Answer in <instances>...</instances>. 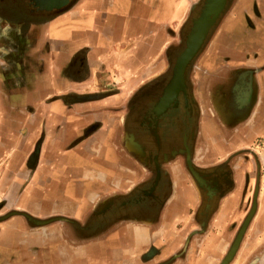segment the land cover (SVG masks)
Wrapping results in <instances>:
<instances>
[{
  "label": "crops",
  "instance_id": "1",
  "mask_svg": "<svg viewBox=\"0 0 264 264\" xmlns=\"http://www.w3.org/2000/svg\"><path fill=\"white\" fill-rule=\"evenodd\" d=\"M191 1L0 0V264H137L149 240L132 221L93 230L80 247L70 224L100 212V197L120 194L129 179L115 148L116 106L183 48ZM231 20L197 59L205 73L264 62V13L252 28ZM243 129L246 138L261 133V125L238 127L235 141H246ZM22 214L65 223L35 227ZM217 239L186 264H207Z\"/></svg>",
  "mask_w": 264,
  "mask_h": 264
},
{
  "label": "flooded vegetation",
  "instance_id": "2",
  "mask_svg": "<svg viewBox=\"0 0 264 264\" xmlns=\"http://www.w3.org/2000/svg\"><path fill=\"white\" fill-rule=\"evenodd\" d=\"M262 1L224 0L202 47L211 41L214 31L229 16H232L230 24L241 28L254 27L256 20L264 13ZM204 4L205 0L190 2L183 27L187 26L188 30L191 20ZM202 47L185 68L183 89L177 92L175 102L161 113L155 112V104L162 96L163 88L171 76L174 59L182 48L172 59L168 57L163 70L126 95L122 103L116 106L115 148L117 153H125L126 173L130 177L125 179L120 194L100 197L98 203L104 204L100 212L91 208L85 217L70 224L74 246L88 243L93 230L104 228L105 234L117 228L120 221V226H128V221H132L136 227L143 229L142 235L147 234L149 240L138 255L137 264H186L189 258L197 256L205 248L207 238L214 233L218 239L211 252L207 253V259L213 260L211 256L215 255L214 264H219L228 252L246 217L237 227L232 225L236 213L233 210L235 203H224L236 190L234 170L228 164L231 158L229 156L225 161L210 167L201 166L196 160L202 147L194 146L203 142L201 119L206 111L211 116L209 123L212 129L217 128L221 134L224 131L216 122L230 129H238L245 123H248L246 126L261 125V130L264 129V62L257 66L239 67L231 76L218 66L214 73L209 74L197 65ZM194 66L198 69L195 81L189 76ZM260 73L261 81L258 79ZM173 165L177 169H173ZM186 185L189 188H185ZM188 193L186 201L180 199L186 198ZM257 195L255 187L247 214L253 203L254 209L239 243L256 210ZM178 214L181 218L172 225L169 220L177 219ZM219 217L221 220L217 227ZM62 222L65 223V220ZM228 222H231L234 234L232 236L230 233L231 242L222 253ZM66 223L69 225V222ZM238 246L227 264H234Z\"/></svg>",
  "mask_w": 264,
  "mask_h": 264
},
{
  "label": "rangeland",
  "instance_id": "3",
  "mask_svg": "<svg viewBox=\"0 0 264 264\" xmlns=\"http://www.w3.org/2000/svg\"><path fill=\"white\" fill-rule=\"evenodd\" d=\"M186 32L187 26L183 27L180 32L182 36L181 39H183ZM181 48L182 47H180L176 53H178ZM197 72L198 69L194 66L192 72L189 74L194 81L198 77L196 74ZM203 113L204 115H202L201 125L205 124V116L207 117L208 122L211 120L209 112L206 111ZM215 124L221 127L224 133H219L216 128L212 136L205 138V133L201 130L203 142L201 141L194 146V148L202 147V150L198 149L200 150V153L198 154L196 163L201 166L210 167V165L225 161V159L230 156L231 161L228 164L232 167V170H234L233 177L236 190L232 196L224 201V203H235L233 210L236 213L232 225H236V227L247 215L250 208L249 202L252 191L255 187L257 188L258 197L256 210L241 242L239 243L234 264H264V203H261V198L264 200L262 193L264 188V129L261 130V133L255 134L253 138H246L244 135L248 133V131L246 132L243 129L244 132H240V134L246 141H235V139H237L235 133L238 132L236 128H225L218 122ZM247 124L248 123H245L243 125L246 126ZM202 128L211 130L209 124H205ZM174 168L175 165H173V169ZM186 186L187 187L185 188H189L188 185ZM230 223L228 222L226 224L228 232L227 238L224 239L222 244V253H224L225 248H227L228 244L231 242L234 234V229H231ZM224 225L225 224H223V226ZM231 232L232 236L230 237ZM217 256L219 257V255ZM210 261L211 260L209 259L206 260L209 264Z\"/></svg>",
  "mask_w": 264,
  "mask_h": 264
},
{
  "label": "water",
  "instance_id": "4",
  "mask_svg": "<svg viewBox=\"0 0 264 264\" xmlns=\"http://www.w3.org/2000/svg\"><path fill=\"white\" fill-rule=\"evenodd\" d=\"M207 1V0H205ZM224 3V2H223ZM203 7H205V4L203 5ZM223 7V5H222ZM221 11V10H220ZM220 11L214 15L213 19L207 24V27L206 29L204 30L203 32V35L201 37V39L199 40V43L198 45L195 47V49L193 50V52L191 54H188L187 57H186V60H185V63L183 64V67H182V71H181V74H182V78L184 79V71H185V68L187 67V65L190 63V61L195 57V55L198 53V51L200 50V48L202 47L203 45V40L206 38V35L208 34V31H209V28L211 27V25L214 23V21L216 20V18L218 17V14L220 13ZM204 15V9L202 8L199 13L197 14V16L191 20V23H190V26L184 36V45H183V48L182 50L179 52V54L175 57L174 59V62L172 64V69H171V76H170V79L168 80L167 84L165 85V87L163 88V92L162 94L164 93V90H168L173 82V78H174V73H175V67L176 65L178 64L179 62V59L181 57L184 56V54H186L187 52V48H188V41H189V37L191 36L192 34V31L196 25V23L199 22V20L201 19V17H203ZM156 105V104H155ZM155 105L153 108H155ZM253 209H254V203L252 204V207H251V210L249 211V213L246 215L245 219L243 220L242 224L240 225L238 231H237V234L228 250V252L225 254L224 258L220 261L219 264H227L228 261L231 259L233 253L235 252V249L236 247L238 246V243L241 239V236H242V233L245 229V226L248 222V219L250 218L252 212H253ZM11 214H17L16 212L14 213H9V215ZM20 214V213H18ZM23 215V214H22ZM23 217H25L26 219H31L30 217H28L27 215H23ZM32 222L34 223V225H37V226H42V225H45L47 223H49L50 221H54V220H65L64 218H59V217H56V218H51V219H47V220H36V219H31Z\"/></svg>",
  "mask_w": 264,
  "mask_h": 264
},
{
  "label": "bare ground",
  "instance_id": "5",
  "mask_svg": "<svg viewBox=\"0 0 264 264\" xmlns=\"http://www.w3.org/2000/svg\"><path fill=\"white\" fill-rule=\"evenodd\" d=\"M224 0H207L205 1L204 15L201 17L198 23H196L191 36L188 41V48L186 54L179 59L178 64L175 67V73L173 82L168 90H164L161 98L156 103V113H161L170 103L175 102V96L178 91L183 89L182 67L185 63L188 54H191L195 47L198 45L207 24L213 19L223 5ZM179 93V92H178Z\"/></svg>",
  "mask_w": 264,
  "mask_h": 264
}]
</instances>
